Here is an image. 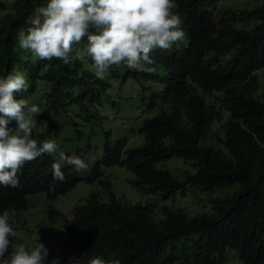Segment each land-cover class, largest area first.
Returning <instances> with one entry per match:
<instances>
[{"label": "trees", "instance_id": "obj_1", "mask_svg": "<svg viewBox=\"0 0 264 264\" xmlns=\"http://www.w3.org/2000/svg\"><path fill=\"white\" fill-rule=\"evenodd\" d=\"M226 1L174 0L187 45L152 51L151 72L111 66L104 79H97L90 58H73L65 65L18 48V31L27 27L26 17L44 0H0V75L13 69L26 73L28 89L13 91V98L43 104L34 119L38 142H59V116L70 119L74 114L69 115V108L85 112L100 104L109 76L119 70L124 79L159 86L145 102L146 112L158 111L138 127L139 146L128 148L126 140L112 141L106 133L87 175L62 164L64 180H54L51 164L58 154L44 153L23 165L15 188L0 187V210L26 211L28 198L41 195L50 223L61 217L53 204L78 184L97 182L109 192L105 202L92 192L75 207L59 252L48 251L49 260L67 264L76 258L88 264L101 256L120 264H224L233 254L239 264H264V93L258 95L257 77L264 70V0L253 7L220 10ZM8 127L14 129L15 121ZM72 153L91 157L92 147L65 152ZM174 158L194 172L178 178L158 166ZM112 167L129 171L133 189L161 202L184 197L191 186L205 193L225 192L205 212L188 214L162 205L159 213L155 204L116 198L103 178Z\"/></svg>", "mask_w": 264, "mask_h": 264}, {"label": "clouds", "instance_id": "obj_2", "mask_svg": "<svg viewBox=\"0 0 264 264\" xmlns=\"http://www.w3.org/2000/svg\"><path fill=\"white\" fill-rule=\"evenodd\" d=\"M173 6L174 0H44L26 17L27 27L18 31L17 45L37 59L57 58L65 65L73 58H90L89 67L97 79H104L111 66L151 72L152 50L165 52L186 39L179 15L171 11ZM29 84L26 73L18 69L0 75V187L15 188L23 165L44 153L58 154L51 164V175L57 181L64 180L62 164L72 166L77 173L89 167L88 154L66 155L59 151L55 139L38 142L33 138V117L41 109L24 98H13V91L27 90ZM13 120L14 129L8 127ZM49 188L54 190L52 185ZM32 197L37 195L28 198L27 210L33 206L29 202ZM83 203L74 206L71 219L75 207ZM18 213L0 210V264H58L56 258L48 259V248L38 237L31 245L13 246ZM59 214L56 219L62 218L65 226L71 219ZM67 264L80 261L70 258ZM88 264H120V260L95 256Z\"/></svg>", "mask_w": 264, "mask_h": 264}, {"label": "rangeland", "instance_id": "obj_3", "mask_svg": "<svg viewBox=\"0 0 264 264\" xmlns=\"http://www.w3.org/2000/svg\"><path fill=\"white\" fill-rule=\"evenodd\" d=\"M11 1L13 0H4V3L10 4ZM255 2L256 0H228V2L220 4V10L222 6L233 8V10L253 7ZM174 9L175 7L173 6L171 11L173 12ZM186 45L187 41L185 39L183 42H176L172 47L180 49ZM257 77L261 83L258 95H263L264 70L258 71ZM107 82L109 87L102 96L100 104L89 106L85 112H80L75 107H72L73 109L69 108V115L73 116L74 114L70 119H66L64 115L59 116L58 122L62 128L61 138L57 142L59 151L70 152L90 144L92 147L90 156L93 161L99 155L106 133L110 135L112 141L116 139L126 140V147L128 148H134L142 143V137L137 135L136 132L144 120L157 113L158 109L149 113L146 112L145 102L151 89L158 90L159 86L151 81L139 82L131 78L124 79L120 70L116 73V76H109ZM39 102L41 100H38L37 103ZM37 106L42 109L43 104L40 103ZM33 118H36V114H34ZM76 130L80 131L82 136L79 137ZM91 160H89V164ZM158 166L171 171L178 178L184 177L186 172H194L193 167L176 158ZM87 173L88 169L84 174L87 175ZM132 177L133 175L126 169L112 167L104 170L103 178L110 182L111 192L116 195V198L126 200L132 204H145L148 202L155 204L157 205L156 212L158 210L159 213L162 205L184 209L188 214L205 212L209 209L210 201L214 197L222 196L225 192L224 189H219L211 193H205L199 186H191L187 189L184 197L177 196L172 200L161 202L133 189L129 183ZM92 192L98 193L101 201L105 202L108 200L109 192L103 190L99 183L96 182L92 186L80 183L67 195L58 198L53 207L69 220L71 219L74 206L82 204ZM29 202L33 205L32 207L24 212L15 214L17 235L13 238V246L17 243L31 245L38 237L39 242L43 243L48 248V251L57 254L65 236L63 219L59 218L54 220L53 223H49L47 204L41 196L32 197ZM228 259L229 263L226 262L224 264H239L238 258L233 254Z\"/></svg>", "mask_w": 264, "mask_h": 264}]
</instances>
